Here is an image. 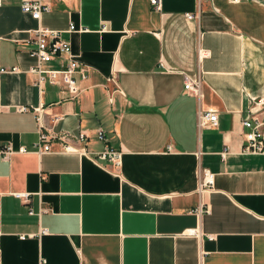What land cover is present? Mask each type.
Wrapping results in <instances>:
<instances>
[{
    "label": "crops",
    "instance_id": "1",
    "mask_svg": "<svg viewBox=\"0 0 264 264\" xmlns=\"http://www.w3.org/2000/svg\"><path fill=\"white\" fill-rule=\"evenodd\" d=\"M43 1L36 20L0 0V67L17 68L0 76V147L28 149L0 155V264H264V154L241 151L264 96V0ZM38 27L69 42L79 94L63 73L37 81L68 62L31 55ZM38 116L53 136L40 154ZM106 146L120 165L96 158Z\"/></svg>",
    "mask_w": 264,
    "mask_h": 264
},
{
    "label": "built area",
    "instance_id": "2",
    "mask_svg": "<svg viewBox=\"0 0 264 264\" xmlns=\"http://www.w3.org/2000/svg\"><path fill=\"white\" fill-rule=\"evenodd\" d=\"M237 2L239 0H231ZM150 3L156 8L159 9L160 0H150ZM21 9L24 13L30 14L33 19L38 20L43 11L49 9V5L43 0H22ZM187 18L194 17L193 14L187 13ZM74 25H70L69 29L73 30ZM57 31H52L47 28L38 27L35 30V41L36 48L31 51V55L35 56L39 63L50 61L54 55L64 53L68 56V62L65 68L59 70H44L38 65L32 70L36 72L38 77V82L41 83L44 80H49L51 83L57 82V74L63 73L66 75V85L73 95L80 93L79 88L76 83L75 74H79L81 79L86 78V70L83 67H80L79 62L73 57L71 53V47L69 42L60 40L57 36ZM16 67H0V76L3 73L14 71ZM47 76V77H46ZM185 90L191 95L197 97L199 100L202 99L201 84L198 79L185 77L184 83ZM117 91L124 94L121 88H118ZM112 101V96L109 97ZM252 105L248 108V116L242 119L241 124L244 129L243 132V142H242V153L245 154H264V96L253 99ZM218 123L217 112L211 108L202 109L200 108L198 114V126L199 127H214ZM97 136L100 139L107 140L105 133L102 128L97 130ZM53 137L45 127V124L38 116V139L33 145V150L36 153H42L50 150L49 139ZM86 134L81 132L78 135L79 141H84ZM65 151L76 150L73 146L68 143L63 145ZM25 153L28 152L27 147L20 146L14 148L11 143L0 147V155L4 159H9L13 153ZM96 158L99 160H106L114 163L115 165H120L121 163V152L111 146H106L104 150L95 153ZM225 155V152L222 153ZM202 180L200 184V189H210L214 183V174L208 169L203 170ZM15 196L21 198L23 201H27L29 193H15ZM46 229L42 230V233H45ZM189 234L197 235L198 231L191 229L188 231ZM24 238V236H21Z\"/></svg>",
    "mask_w": 264,
    "mask_h": 264
}]
</instances>
